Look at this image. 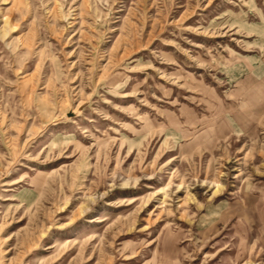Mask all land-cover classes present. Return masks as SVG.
Here are the masks:
<instances>
[{
	"label": "rangeland",
	"instance_id": "obj_1",
	"mask_svg": "<svg viewBox=\"0 0 264 264\" xmlns=\"http://www.w3.org/2000/svg\"><path fill=\"white\" fill-rule=\"evenodd\" d=\"M0 264H264V0H0Z\"/></svg>",
	"mask_w": 264,
	"mask_h": 264
},
{
	"label": "bare ground",
	"instance_id": "obj_2",
	"mask_svg": "<svg viewBox=\"0 0 264 264\" xmlns=\"http://www.w3.org/2000/svg\"><path fill=\"white\" fill-rule=\"evenodd\" d=\"M71 241V240H70Z\"/></svg>",
	"mask_w": 264,
	"mask_h": 264
}]
</instances>
